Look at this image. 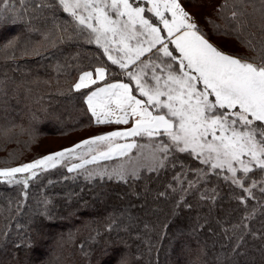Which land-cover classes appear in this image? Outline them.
Returning <instances> with one entry per match:
<instances>
[{"label":"trees","instance_id":"16d2710c","mask_svg":"<svg viewBox=\"0 0 264 264\" xmlns=\"http://www.w3.org/2000/svg\"><path fill=\"white\" fill-rule=\"evenodd\" d=\"M178 1L186 10L184 2L190 0ZM10 2L22 11L19 0ZM36 2L28 0L26 6L31 9ZM236 3L218 0L205 24L211 35L232 40L227 42L231 50L213 42L204 25L197 26L218 49L251 60L264 43V17L256 11L259 0H245L238 7ZM234 10L244 13L238 21L231 18ZM148 17L156 20L152 14ZM53 19L73 23L58 4L42 15L5 12L0 21L2 166L46 155L32 151L41 142L71 141L58 151L128 126L95 123L85 103L93 87L72 88L82 71L105 66L109 82L119 80L121 71L116 73L95 43L67 39L71 27L68 33L53 29ZM28 153L32 157L24 156ZM177 159L189 168L204 167L186 154ZM179 171V164L159 173L144 170L139 179L124 182L88 178L57 165L39 172L27 189L0 178V264H264V195L258 188L253 190L255 198L242 205L235 198L245 195L241 189L210 175L185 194L173 180ZM188 176L195 179L194 173ZM253 178L260 179V173ZM212 189L214 201L201 199L204 193L211 196ZM252 209L255 213L245 220Z\"/></svg>","mask_w":264,"mask_h":264},{"label":"snow or ice","instance_id":"6c2138e0","mask_svg":"<svg viewBox=\"0 0 264 264\" xmlns=\"http://www.w3.org/2000/svg\"><path fill=\"white\" fill-rule=\"evenodd\" d=\"M27 2L19 0L21 11L10 0H0L7 6L0 7V21L5 12L13 16L29 11L42 15L45 8L58 4L73 23L60 24L53 19V29L68 33L71 27L73 34L67 39L83 38L88 44L95 43L113 65L119 66L120 74L135 82V87L120 80L109 82V70L100 66L94 72L82 71L72 88L80 91L96 85L85 96L96 123L131 127L91 137L18 167L0 168V177L27 189L29 180L38 179L39 172L54 169L75 155L82 158L84 153L95 152L100 144H107V151L92 155L83 164H73L68 171L98 159L121 156L127 158L123 163L111 171L88 170V178L95 174L127 182L129 178L139 179L141 170L159 173L179 164L181 171L173 175V180L185 194L215 175L242 190L245 195L235 197L242 205L255 198L254 189L264 195V43L251 60L226 54L190 22L189 13L178 0H37L31 9ZM244 2L237 0L236 6ZM259 3L256 11L264 17V0ZM225 9L227 3L222 11ZM166 13H170V19ZM242 15V11L234 10L231 18L238 21ZM163 33H167V42ZM60 40L64 42V37ZM244 43L253 47L251 41ZM129 137L146 138L147 142L116 143ZM77 149L83 151L77 153ZM133 149L136 153L130 156ZM178 154H186L204 167L189 168L178 161ZM257 171L258 180L253 178ZM190 172L195 179H189ZM22 173L29 175L18 178L17 174ZM211 191V196L204 193L201 199L214 201L216 191ZM255 211L252 209L244 219Z\"/></svg>","mask_w":264,"mask_h":264},{"label":"rangeland","instance_id":"374dc122","mask_svg":"<svg viewBox=\"0 0 264 264\" xmlns=\"http://www.w3.org/2000/svg\"><path fill=\"white\" fill-rule=\"evenodd\" d=\"M217 1L218 0H190V2H184L185 7H186V11L190 15V22L195 23L196 25H198V24H201L202 26L204 25V29H205L206 20H207L208 17L212 16V14H211L212 11L211 10L213 9V6L217 3ZM178 3H179V1H178ZM146 7H150V5H147ZM149 14L151 15V13H148V15ZM166 16L169 19L171 18L170 13H166ZM205 31L207 32L208 37L213 42H215L218 46H220L221 48H223L225 50H231V45H229L228 43H231L232 40L226 39V38H222L221 36H216L215 37V36L211 35V33H209V29L207 30V28L205 29ZM210 31H211V28H210ZM163 35H165V37L167 39V33H163ZM108 64L110 66L113 65L112 63H108ZM113 66L117 69L116 73L119 74V71H121L119 69V66L118 65H113ZM119 76L121 77V74ZM125 79H127L131 83V85L133 87H135V82L129 80L126 75H125ZM125 128H128V126L120 128V129H114L112 131L123 130ZM81 136H78V137L74 138V140L79 138V137H81ZM126 140H130L132 142L136 141L138 143H146L147 142L146 138L129 137V138H126V139H117L116 143H123V142H126ZM70 142L71 141L64 140V139H56L55 141L48 142L45 145L42 144L43 142H41V143L39 142L40 143V144H38L39 146H37L36 148L33 147L32 151L35 152V153L37 152L38 154H42V153L46 152V155H48V154L53 153V152L61 151V150H58V151H55V150L60 148V147H62V146H64V145L69 144ZM79 143H77V144H79ZM72 147L73 146L68 147V148H72ZM107 150H108V145L107 144H100L95 152L84 153L82 158L79 155L72 156L69 159L62 161L61 164H59L58 166L64 168L67 172H69L68 168L71 167L73 164H83V161L85 159L90 160L92 155H99V152L107 151ZM82 151H83L82 149H77L76 150L77 153H81ZM135 153H136V149H133L132 152L129 153V155L130 156L131 155H135ZM24 156L30 158V157H32V153L31 154L30 153L25 154ZM43 156H45V155H43ZM39 158H41V157H39ZM39 158H35V159H31L30 158L31 160L28 159V160H26L24 162H21V163H18V164H14V165H8V166L0 165V168L18 167V166H20L22 164L30 163V162H32V161H34L36 159H39ZM25 159H27V158H25ZM126 159H127L126 157H121V156H112L110 159H98L94 163L84 164V166L82 168L75 169V170H73L72 172H69V173H83V174H85V176L88 177V170H94L95 172H101L105 168H107L109 171H111L112 168L120 165ZM143 171L144 170H141V173ZM18 175H29V174L28 173H22V174H17V176ZM92 177H100V176L94 174ZM105 177H107V176H105ZM0 178H2V177H0ZM2 179H4V178H2ZM113 179H116V178H113Z\"/></svg>","mask_w":264,"mask_h":264},{"label":"crops","instance_id":"0c3cea01","mask_svg":"<svg viewBox=\"0 0 264 264\" xmlns=\"http://www.w3.org/2000/svg\"><path fill=\"white\" fill-rule=\"evenodd\" d=\"M98 67H100V66H98ZM105 67V66H104ZM96 68V67H95ZM94 68V69H95ZM107 68V67H106ZM94 69H91V70H89V71H93L94 72ZM109 74V72L108 73H106V77H107V75ZM79 77V76H78ZM120 81H122V82H125V83H129L130 85H131V83L127 80V79H125V75H122L121 74V77H120V79H119ZM77 81H78V79H77ZM76 81V82H77ZM116 81V80H115ZM115 81H112V82H115ZM100 84H101V86H102V84H103V82H100ZM132 86V85H131ZM90 87H93V89H91V90H94L95 89V87H96V85H93V86H90ZM90 112V111H89ZM91 114V113H90ZM92 116V115H91ZM92 118H93V120H94V122H95V118L92 116ZM96 123V122H95ZM128 127H131V124H129L128 125ZM132 141H130V140H126V142H123V143H131Z\"/></svg>","mask_w":264,"mask_h":264}]
</instances>
